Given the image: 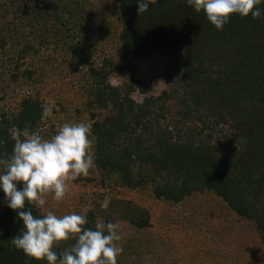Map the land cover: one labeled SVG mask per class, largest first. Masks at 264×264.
I'll return each instance as SVG.
<instances>
[{
    "label": "trees",
    "instance_id": "16d2710c",
    "mask_svg": "<svg viewBox=\"0 0 264 264\" xmlns=\"http://www.w3.org/2000/svg\"><path fill=\"white\" fill-rule=\"evenodd\" d=\"M149 8L0 0V153L14 127L48 139L50 120L90 124L95 167L34 215L83 202L87 228L120 224L118 264H264V15L218 31L186 0ZM152 53L165 58L157 96L135 102L147 83L133 76L109 83ZM23 227L0 190V264H47L11 244Z\"/></svg>",
    "mask_w": 264,
    "mask_h": 264
},
{
    "label": "clouds",
    "instance_id": "9594fccd",
    "mask_svg": "<svg viewBox=\"0 0 264 264\" xmlns=\"http://www.w3.org/2000/svg\"><path fill=\"white\" fill-rule=\"evenodd\" d=\"M158 0H137L138 14L149 11ZM196 13H203L216 30L222 31L234 16L256 20L264 15V0H186ZM53 114L45 106L42 119ZM11 153H0V190L7 207L23 221L20 234L10 242L25 256L47 264H118L123 247L119 223L97 218L87 228L88 218L72 212L59 216L49 210L34 215L32 208L44 209L48 199L63 201L71 190L70 181L88 176L95 167L92 127L87 123H63L48 139L39 132L11 129ZM22 186L21 188H18ZM75 241L66 250L55 248Z\"/></svg>",
    "mask_w": 264,
    "mask_h": 264
},
{
    "label": "rangeland",
    "instance_id": "374dc122",
    "mask_svg": "<svg viewBox=\"0 0 264 264\" xmlns=\"http://www.w3.org/2000/svg\"><path fill=\"white\" fill-rule=\"evenodd\" d=\"M128 61H129V65L126 68H124L121 72L117 73L115 76L109 78V83L111 85H120L121 83L128 81L129 77L131 76L138 79L139 81H142L143 83H147L146 93L140 94L138 92H134L131 94V98L135 102H139V103L141 102L143 97H155L159 94L161 90L165 89L166 87L165 83L161 78V73L163 72V68L165 64V58L163 56L158 55L156 53H152L147 57L129 56ZM27 90L28 88L24 85L21 87L18 93L25 94L27 93ZM74 91L75 89L73 88L72 93ZM71 97L72 100H75V98H73L74 96ZM49 123L55 125L54 128L57 131L62 125L58 123L56 120H50ZM132 198L135 199L134 194ZM64 208L65 211L60 209L58 213H61L62 215L70 214L72 212L82 214L86 209H88V206L76 199H70ZM151 208L152 210H155L154 211L155 215H156V211H158L159 208L162 209V207L154 208L153 205L151 206ZM155 235L157 236V234ZM69 242L72 245L74 244L75 241H69ZM61 248L62 250L63 249L66 250V248L68 247L64 245Z\"/></svg>",
    "mask_w": 264,
    "mask_h": 264
}]
</instances>
